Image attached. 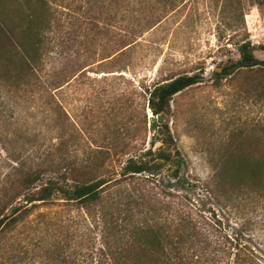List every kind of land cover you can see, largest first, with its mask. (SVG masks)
Returning a JSON list of instances; mask_svg holds the SVG:
<instances>
[{
	"label": "rangeland",
	"instance_id": "374dc122",
	"mask_svg": "<svg viewBox=\"0 0 264 264\" xmlns=\"http://www.w3.org/2000/svg\"><path fill=\"white\" fill-rule=\"evenodd\" d=\"M0 2L5 4L3 12L12 16V22L26 26L29 20L23 13L29 8L38 17L33 23L44 27L41 47L38 43L33 55L35 75L26 86L0 89V194L14 186L21 167H39L52 153L58 161L63 158L62 163L82 161L89 148L107 145L113 130L121 133L120 142L129 143V152L120 158L124 161L138 145L135 133L142 112L140 85L200 73L198 84L173 96L167 114L174 146L182 158V178L167 182L171 168L165 166L157 183L142 176L137 180L140 188L150 191L162 205L171 198L166 192L169 190L175 195V203L214 209L224 215L230 227L236 228L231 209L222 210L205 190L204 184L212 174L209 159L219 154L233 129L248 127L252 120L264 121V107L245 100L239 92L245 77L214 86L212 71L238 59V45L244 41L253 45L257 58L264 59V3ZM31 23L28 26L33 27ZM8 47L0 37V51ZM22 58L16 57L15 68L21 67ZM145 112L147 118L151 117L149 109ZM151 134H147L141 147H149ZM159 144L155 141L153 148ZM235 204L241 209L240 220L249 219L252 242L264 250V221H260L264 210L244 201ZM56 207L46 209L51 212ZM60 218L64 223L79 225L83 231L87 216L72 209L58 212L57 220Z\"/></svg>",
	"mask_w": 264,
	"mask_h": 264
},
{
	"label": "trees",
	"instance_id": "16d2710c",
	"mask_svg": "<svg viewBox=\"0 0 264 264\" xmlns=\"http://www.w3.org/2000/svg\"><path fill=\"white\" fill-rule=\"evenodd\" d=\"M5 9L0 2V37L9 46L0 51V89L11 90L26 86L35 75L33 55L38 43L41 47L44 27L33 23L38 17L29 8L23 15L33 27L12 22ZM253 51L249 41L240 43L239 58L216 66L212 83L219 86L243 76L238 87L243 98L264 107V59ZM18 55L22 65L15 68ZM200 81V73H184L140 85L138 145L124 161L120 158L129 152V143L120 142L121 133L113 130L107 145L89 148L82 161L62 163L52 153L39 167H21L14 186L0 194V264H264V250L252 242L249 219L240 220L235 204L244 201L264 210L263 120L233 129L219 154L209 159L212 174L205 190L222 210L231 209L236 228L214 209L175 203L169 190L171 198L162 205L139 186L141 176L157 183L165 166L171 168L167 182L182 178V158L167 114L173 96ZM148 133L150 145L141 147ZM155 141L160 144L153 148ZM50 205L58 208L49 212ZM72 209L87 216L83 231L57 220L58 212ZM260 215L264 221V211Z\"/></svg>",
	"mask_w": 264,
	"mask_h": 264
}]
</instances>
